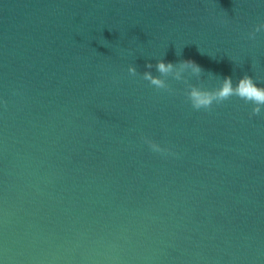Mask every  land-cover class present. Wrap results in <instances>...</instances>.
Masks as SVG:
<instances>
[{
  "label": "water",
  "instance_id": "1",
  "mask_svg": "<svg viewBox=\"0 0 264 264\" xmlns=\"http://www.w3.org/2000/svg\"><path fill=\"white\" fill-rule=\"evenodd\" d=\"M245 75L264 0H0V264H264Z\"/></svg>",
  "mask_w": 264,
  "mask_h": 264
},
{
  "label": "clouds",
  "instance_id": "2",
  "mask_svg": "<svg viewBox=\"0 0 264 264\" xmlns=\"http://www.w3.org/2000/svg\"><path fill=\"white\" fill-rule=\"evenodd\" d=\"M184 63L192 65L196 71L200 70L199 65L190 59L184 61ZM148 66L150 67L151 65ZM171 67V63L167 66L163 62L157 63V68L160 72H167ZM145 78L151 79V82L155 85H160L161 83L158 79L148 77L147 74H145ZM191 95L195 101L193 105L194 109H200L203 107L205 110H208L211 107L213 96L209 94H201L196 91H193ZM215 95L220 102L228 100L232 96H236L246 102H252L256 106L252 108L251 115H258L261 112L260 105H264V88L257 87L253 83L252 78L248 75H245L242 79H240L235 90L231 86V78L225 77L222 88ZM145 143H147L154 152L166 153L169 151L167 148H161L158 144L151 140L145 139Z\"/></svg>",
  "mask_w": 264,
  "mask_h": 264
}]
</instances>
